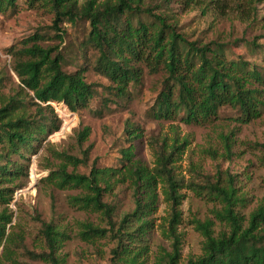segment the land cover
<instances>
[{"label": "trees", "instance_id": "16d2710c", "mask_svg": "<svg viewBox=\"0 0 264 264\" xmlns=\"http://www.w3.org/2000/svg\"><path fill=\"white\" fill-rule=\"evenodd\" d=\"M32 5L38 1L50 5L54 12L51 29L61 42L65 31L61 24L81 26L85 35L77 45V55L84 61L73 72L63 70L68 56L58 50L57 45H39L42 34L36 32L24 41L30 45L24 50L27 60L18 61L17 55L12 70L23 87L33 93L35 114L28 112L27 101L15 94H6L4 77L0 75V182L15 177L21 172L20 165L12 162L10 156H23L29 152L33 142L58 129L53 125V114L43 111L41 104L52 108L47 102H63L71 111L86 107L97 94L94 85L83 78L87 64L86 51L94 53L92 67L111 85L108 95L127 99L131 87L141 83L143 67L148 72L164 73L161 88L150 108L154 119L178 120L185 124L203 125L218 117L222 107L229 106L237 111L238 119L248 121L261 115L264 110V67L259 68L238 56L228 58L234 46L244 43L250 49L264 44L236 38L227 42L209 41L206 43L190 40L176 26L168 22L166 15L156 12V6L142 5L136 0H86L78 5L77 0H28ZM192 0H184L185 5ZM220 3V0H212ZM17 0H0V14L13 11ZM11 52V51H10ZM13 53V52H11ZM20 53V52H17ZM16 53V54H17ZM74 54L72 57H75ZM126 132L136 137L131 128ZM86 136V129L78 132V140ZM187 140L166 136L153 148L152 167L134 159L132 143L121 147L119 167H97L95 163L88 173L67 171V164H86V156L78 158L60 153L62 164L46 177L58 188H81L83 194L70 196L74 205L82 209L100 211L107 219L108 228L82 223L79 232L84 241L109 237L115 242L112 248L111 264H145L139 261L140 250H133L134 232L144 233L148 226L146 216L155 210L156 188H162L165 201L169 203V237L172 251L160 256L156 264H178L180 235L176 229L181 222L179 205L184 197L179 189L187 188L217 202L220 208L213 210L214 217L227 230L214 234L213 221H195V228L203 236L202 254L189 259L187 264H264V205L253 210L244 224L243 217L236 207L244 196L235 185L236 175L228 171H218L213 180L205 184L194 176L188 180L176 173V161L186 146ZM24 153V154H21ZM196 178L204 177L197 170ZM129 181L133 187L134 208L125 213L119 221L114 220V205L102 200L103 194L110 192L117 183ZM11 191L0 185V204H8ZM11 222V215L0 212V242L5 238L8 244L13 240L5 236V227ZM42 233L48 250L31 253L34 259L47 264H65L58 253L67 235L56 224H44ZM7 252V247H5Z\"/></svg>", "mask_w": 264, "mask_h": 264}, {"label": "rangeland", "instance_id": "374dc122", "mask_svg": "<svg viewBox=\"0 0 264 264\" xmlns=\"http://www.w3.org/2000/svg\"><path fill=\"white\" fill-rule=\"evenodd\" d=\"M78 5L86 0H77ZM101 2L103 0H97ZM113 1V0H112ZM142 5L156 6V12L164 14L168 22L174 24L178 32L190 40L199 42H227L236 38L264 44V0H136ZM54 12L50 5L38 1L29 4L28 0H17L13 11L0 14V75L4 77L6 94H15L23 85L12 70L18 61L27 60L24 50L30 43L24 41L38 32L42 34L39 45H57L58 50L68 56L63 70L73 72L84 59L77 55V45L85 35L81 26L61 24L65 34L60 42L50 28ZM13 53H11V52ZM20 52V53H17ZM17 53V54H16ZM88 65L84 66L83 78L93 84L97 94L86 107L71 111L63 102H47L52 108L41 104L43 111L53 114V125L58 129L40 136L33 142L29 152L12 154L10 160L20 165L21 172L7 181L0 182L2 187L11 191L8 204H0V212L11 215V222L5 227V236L10 235L11 243L0 242V264H47L34 259L31 253L47 251L42 229L44 224L53 222L67 237L58 253L65 264H111L112 248L115 242L109 237L84 241L79 232L83 222L108 228L107 219L100 211L82 209L74 205L70 196L85 192L81 188H58L48 182L46 177L55 171L63 159L60 153L82 158L86 164L73 166L67 164V171L88 173L95 163L97 167H119L120 148L132 143L134 159L148 167L153 166L152 150L166 136L168 142L173 137L187 140L186 146L176 161V173L185 180L194 178L205 184L213 180L218 171H228L236 175L235 185L244 200L236 207L243 217L244 224L249 214L258 206L264 205V110L261 115L248 121L238 119L237 111L229 106L219 110L218 117L211 122L185 124L178 120L165 121L154 119L150 108L161 88L164 73L148 72L143 67L141 83L131 87L127 99L108 95L107 87L111 82L93 67V51H86ZM76 54V58L72 57ZM228 58L242 57L260 69L264 67V53L260 48L250 49L239 43L227 53ZM264 75V71H262ZM19 94L26 100L32 115L35 114L33 93ZM127 128L135 132L130 137ZM86 129V136L78 140L77 134ZM197 170L204 177L196 178ZM184 195L179 210L181 222L177 226L180 235L178 264H187L202 254L203 236L195 228V221H213L214 234L227 230L213 215L220 204L208 201L190 189H179ZM155 210L146 216L148 226L144 233L134 232L133 250H140L138 259L145 264H156L160 256L172 251V239L167 231L170 206L164 199L160 185L156 188ZM102 200L114 205L115 221L134 208L133 187L129 181L117 183L110 192L103 194ZM5 247H7V252Z\"/></svg>", "mask_w": 264, "mask_h": 264}]
</instances>
